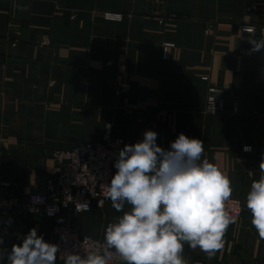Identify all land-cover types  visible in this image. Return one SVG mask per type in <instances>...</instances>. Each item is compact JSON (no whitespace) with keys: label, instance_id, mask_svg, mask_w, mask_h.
<instances>
[{"label":"crops","instance_id":"0c3cea01","mask_svg":"<svg viewBox=\"0 0 264 264\" xmlns=\"http://www.w3.org/2000/svg\"><path fill=\"white\" fill-rule=\"evenodd\" d=\"M246 26L255 28V39L263 36L264 0H0L7 194L43 191L55 177L56 152L100 141L109 126L125 144L153 130L165 149L184 133L204 142L202 158L228 176L231 198L244 208L227 228L223 249L209 258L185 243L184 259L264 264V238L246 207L252 182L264 174V49L252 51L241 31ZM211 86L225 92L224 112H206ZM235 99L239 114L232 111ZM122 214L110 200L81 214L63 210L56 219L0 212V249L10 252L34 227L52 243L54 223H78L104 240L107 225Z\"/></svg>","mask_w":264,"mask_h":264},{"label":"clouds","instance_id":"9594fccd","mask_svg":"<svg viewBox=\"0 0 264 264\" xmlns=\"http://www.w3.org/2000/svg\"><path fill=\"white\" fill-rule=\"evenodd\" d=\"M241 31L249 34L252 51L264 49V36L255 39L254 27ZM157 136L146 130L142 140L119 151L105 198L123 214L107 225L102 247L93 246L83 256L63 251L64 264H110L114 255L120 264H187L185 243L209 258L223 249L226 230L235 223V209L228 207L230 179L202 158V140L180 133L165 149L158 146ZM260 168L264 173V163ZM246 207L252 226L264 238V174L252 182ZM81 210L88 211V204H79L77 211ZM21 239L10 252L0 249V259L6 256L7 264H56L60 246L45 241L35 227Z\"/></svg>","mask_w":264,"mask_h":264},{"label":"built area","instance_id":"2783aa9c","mask_svg":"<svg viewBox=\"0 0 264 264\" xmlns=\"http://www.w3.org/2000/svg\"><path fill=\"white\" fill-rule=\"evenodd\" d=\"M106 17L112 20H121L123 16L117 13H106ZM262 33L264 36V27ZM226 106L225 92L211 86L206 112H224ZM232 111L233 114L240 113L239 100L232 101ZM124 145L123 139L115 136L109 126L100 141L83 142L71 149L59 150L54 156L57 163L55 177L48 179L43 191L27 198L7 194V190L12 188V183L2 176V157L0 155V212L20 210L44 218L56 219L63 210H73L76 214H81L95 208L102 209L109 201L105 198V185L110 183L112 176L117 171L114 163ZM82 203L88 204V211H77V206ZM228 207L235 209L232 212L234 218L242 216L244 208L240 199L231 198ZM49 211H51V215ZM52 233V243L58 244L62 250L57 257V261L60 263H64L63 251L79 252L83 256L91 247H102L104 244V240L84 232L78 223H54ZM118 261L114 255L110 263ZM187 264L207 263L199 259H191L187 260Z\"/></svg>","mask_w":264,"mask_h":264},{"label":"rangeland","instance_id":"374dc122","mask_svg":"<svg viewBox=\"0 0 264 264\" xmlns=\"http://www.w3.org/2000/svg\"><path fill=\"white\" fill-rule=\"evenodd\" d=\"M9 195V194H8ZM6 212V211H5Z\"/></svg>","mask_w":264,"mask_h":264}]
</instances>
